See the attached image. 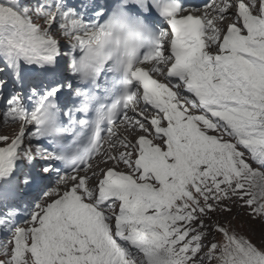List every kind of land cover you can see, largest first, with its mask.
Here are the masks:
<instances>
[{
    "label": "snow or ice",
    "instance_id": "1",
    "mask_svg": "<svg viewBox=\"0 0 264 264\" xmlns=\"http://www.w3.org/2000/svg\"><path fill=\"white\" fill-rule=\"evenodd\" d=\"M198 11L0 0V264H264V0Z\"/></svg>",
    "mask_w": 264,
    "mask_h": 264
},
{
    "label": "rangeland",
    "instance_id": "2",
    "mask_svg": "<svg viewBox=\"0 0 264 264\" xmlns=\"http://www.w3.org/2000/svg\"><path fill=\"white\" fill-rule=\"evenodd\" d=\"M10 135H12V134H10ZM237 212H239V214H240L239 216L236 215ZM247 213H248V209L245 208V207H233L232 213H230V214H224L221 217V221L222 222L230 221L231 224L239 232L244 233V234L251 235V233H248L247 232V224L250 223L256 229V232H255V235L253 236V238L254 239H258L259 236H260V228H261L262 225H264V222L259 221V220H255V221L250 220V218L248 217ZM242 221L246 222L245 223V227H243V228L240 227ZM216 240L217 241L221 240V237L220 236H216Z\"/></svg>",
    "mask_w": 264,
    "mask_h": 264
},
{
    "label": "bare ground",
    "instance_id": "3",
    "mask_svg": "<svg viewBox=\"0 0 264 264\" xmlns=\"http://www.w3.org/2000/svg\"><path fill=\"white\" fill-rule=\"evenodd\" d=\"M101 2H103V0H101Z\"/></svg>",
    "mask_w": 264,
    "mask_h": 264
}]
</instances>
